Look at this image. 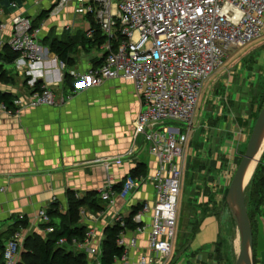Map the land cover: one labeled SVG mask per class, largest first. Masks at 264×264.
Returning a JSON list of instances; mask_svg holds the SVG:
<instances>
[{"label":"built area","instance_id":"2783aa9c","mask_svg":"<svg viewBox=\"0 0 264 264\" xmlns=\"http://www.w3.org/2000/svg\"><path fill=\"white\" fill-rule=\"evenodd\" d=\"M54 4L49 17L70 14L84 19L65 26L66 30H83L92 40L100 30L105 40L101 50L106 57L100 65L69 70L77 85L88 90L123 79L135 86L142 111L133 123L134 141L143 138L158 167L146 179L128 175L117 194L126 199L150 180L154 182L156 199L152 206L141 207L133 217L138 226L133 231L125 230L117 243L124 249L123 264H132L129 251L138 249L137 235L147 233L149 254L141 255L137 264H168L176 233L184 147L189 142V125L203 86L236 51L264 37V0H56ZM10 6L15 8L17 4ZM92 22L98 28L92 27ZM10 24L8 34L6 26L0 27V50L7 44L21 54L19 62L41 65L45 60V50L39 45L43 30L47 29L44 21L35 27L34 18L17 14ZM46 53L56 64L57 57H51L48 50ZM34 94L29 102L18 96L14 100L15 110L26 105L37 108L56 104L54 93L47 88ZM9 112L12 110L1 103L0 116H8ZM133 155L130 150L113 162L107 161L105 166L122 165L125 158ZM5 192L6 188L0 186V193ZM98 192L107 210L115 205L110 184ZM56 201L53 199L52 203ZM149 211H153V216L146 222L143 215ZM80 213L82 221L88 224L87 231L82 240L74 239L71 245L99 260L104 239L93 225L107 212L82 209ZM116 215L114 224L124 227L126 216L119 212ZM24 217L21 215V219ZM36 218L38 226L50 222L46 209L37 213ZM131 231L135 236L129 238L127 232ZM21 232H16L0 250L5 264H18L20 242L24 240ZM52 232L51 227L41 230L46 236ZM66 243L60 241L61 245Z\"/></svg>","mask_w":264,"mask_h":264},{"label":"crops","instance_id":"0c3cea01","mask_svg":"<svg viewBox=\"0 0 264 264\" xmlns=\"http://www.w3.org/2000/svg\"><path fill=\"white\" fill-rule=\"evenodd\" d=\"M55 1L25 0L15 8L10 5L0 7L1 24L10 26L17 14L35 17L41 7L51 9ZM263 56L264 53H260L257 57L260 69H264ZM47 62L38 66L45 69L39 76L46 75L40 81L45 80L46 84L57 86V93L62 95L61 70L65 69L62 67L64 63L58 58L56 64L51 65L49 59ZM84 62L81 68L90 66L89 61L87 64ZM232 80L229 78L227 83L230 90L226 88V93L214 94L213 105L218 110L212 114L213 127L205 116L203 126L191 136L194 118L189 125V142L184 147L181 181L185 199L180 211L177 207V229L168 264H220L217 246L223 239V214H228L226 210L220 209V205L222 199L225 200L237 169L235 151L240 145L239 136L242 134L239 127L246 123L239 121L240 116L241 119L245 118V111L238 116V103L248 104L251 93L249 89L239 94ZM258 80L259 77L254 80L253 89L257 87ZM229 99L235 105L231 110L235 114H230L235 118L233 125L228 121L230 115L224 113V103ZM141 111L142 103L134 84L120 79L108 81L101 87L85 89L64 104L60 101L56 107H39L18 116L0 117V185L6 188L5 193H0V233L14 224L22 214L29 222L26 233H41L37 213L47 209L53 199L66 207L68 190L84 193L99 191L107 184L113 187L129 175L137 161L147 164L148 176H152L157 170L158 161L148 154L141 138L134 141L133 137V123ZM223 134L228 136L224 139V152L223 143L219 144ZM232 149L235 151L232 152ZM130 150L134 155L125 158L122 165L112 163L108 168L105 166L107 161L113 162ZM199 179H202L200 185ZM193 187H203V191L200 195L193 194ZM114 192L115 205L108 209L105 219L117 212L127 216L136 206H152L156 199L154 182L150 180L126 199L119 198L117 191ZM216 207L219 209L216 210ZM260 210L255 217L254 254L257 264H264V204ZM152 216L153 211L143 215L146 222ZM104 217L93 225L96 232L103 235V239L106 227L114 225L113 219L105 222ZM82 223L88 227L86 221ZM132 236H135L134 232H127V237ZM137 237L138 249L129 251L132 264H137L141 255L149 254L148 234ZM85 254L89 264L96 262L95 256ZM115 264H123V260L119 259Z\"/></svg>","mask_w":264,"mask_h":264},{"label":"rangeland","instance_id":"374dc122","mask_svg":"<svg viewBox=\"0 0 264 264\" xmlns=\"http://www.w3.org/2000/svg\"><path fill=\"white\" fill-rule=\"evenodd\" d=\"M52 9H53V7L51 9H49V7H46L45 9H44V7H41L39 13H41L43 10H50L51 11ZM35 17H32V18H35ZM83 20L84 19L82 17H79L78 19H76L75 16H71L70 14H68V15L64 14L63 17L61 18V20H60V17H56V18L49 17V18L45 19V21H44L45 27H50V28H47V30H45V32H43V36H42L43 38L41 37L40 41H39V45L43 48V50H45V53H44L45 60H43L42 64L48 63L47 60L48 59L50 60V58H48L49 57L48 54L46 53V50L49 51V48L47 47L48 43L45 44V37H48L50 35L49 36L50 38H56V39H62L63 40V39H67L71 36H74L77 33L84 34L83 30L77 31L76 29H73L69 32L65 28V26L71 25V23L74 24L77 21L82 22ZM10 29H11V26H9V31H10ZM260 53H264V37L255 41V42H252L251 44H249L247 46H245L241 50L237 51V53H234L231 56V59L226 63V66L223 69L217 71L208 81L205 82L203 89H202V92H201V95H200L199 103H198V106H197V109L195 112V116H194V121H193L194 125H193V130H192L191 136H193L198 131V129L201 128V125L203 126L202 123L204 121L203 119L205 118V116H206V120L210 119V123H208V124L211 126L212 114L214 112H216V110H218L217 107H214V105H213L214 104V102H213L214 94H221L222 95V94L226 93V88H228L227 83H228L229 78L233 79L232 85H237V91L239 94L240 93L243 94L244 93L243 91H245V90H247V91L249 89L251 90L250 100H249L250 102H248V104H246L245 102H239L238 103V107H239L238 116H239L240 112L245 111V114H244L245 118L241 119L242 117L240 116L239 121H241L242 123H244V122H246V123H244L243 126L239 127V130L242 131V134H240V136H239L241 138L239 140L240 145H238V147H236L237 148L236 151L232 149V152L235 151V153H236L235 154L236 155L235 160L237 161V169H238L240 162H241V160H242V158L245 155V152L247 150L248 142H249V139L251 137L252 131L254 129L255 123H256V121H257V119H258V117H259V115H260V113L264 107V69H262V68L260 69L259 66H257V57L259 56ZM50 54L52 57L53 53L50 52ZM103 55H105V54L102 50L95 51L94 49H92L88 46L83 47L81 44H77V46L74 47V51L72 54V58L74 60V66H72L73 68H71V69H83V68H81L83 65L82 64L83 61H85L86 64H87V61H89L90 65H93L91 63L92 59L100 58ZM20 57H21V55H20ZM105 57L106 56H104V58ZM262 59L264 62V58H262ZM19 61H20V59L15 62V65L17 67L16 66L10 67V71H9V69L7 70V78L4 74L5 71L4 72L0 71V79L2 77H5L3 80H0V88L5 89V90H11V91H13V93H15L17 95V97L19 96V98H23L24 100H27V102H29L31 100V97H33L35 95L32 88H34L35 84L39 83V81L41 79H43V78L45 79V77H46L45 74H43V76H39L40 73L43 72L45 69H43V67H41V68L38 67L40 65L31 64L28 61H25V62H19ZM0 63H2V60L0 61ZM49 63H51V62H49ZM51 65H53V63H51ZM8 67L9 66H6L5 70ZM50 67H52V66H50ZM69 70H67V71L69 72ZM61 72L63 73V80L61 83L64 84V76H65L66 68L61 70ZM9 75L11 76L10 79L8 78ZM258 77H259V81H258L259 84L255 89H253L254 87H252V86L254 85L253 84L254 80L257 79ZM118 80H120V79H118ZM33 81H34V83H33ZM40 82L42 83L41 91L43 88H47L54 93L55 100H56L55 105L59 104L60 101L63 104L66 103L68 100H70V98H75L80 93L84 92V90H85L84 88L77 85V83H76V89L72 90L71 88L68 89V88L64 87L63 93L61 95V93H59V94L57 93V91H58L57 86L55 87L53 84L48 85V84H46L45 80H42ZM62 84H61V86H62ZM230 89L231 88L229 87L228 90H230ZM55 105H48L47 104L46 106H41V107H56ZM224 105H225V110H224L225 114H228V115H230L232 113L235 114L234 112L231 111L235 107V105L231 101V99H229L226 103H224ZM24 107L25 108H22L21 110H18V108H16L15 111H12L11 113L9 112L8 117L18 116L22 112L27 111L31 108L35 109V108H33V106L29 107L26 105ZM37 108H39V107H37ZM225 114L223 115V117L225 116ZM2 116H6V115H1L0 117H2ZM229 120L231 121V123L233 125L234 124L233 122L235 120L234 116L230 115L228 121ZM250 125H252V126H250ZM211 127H213V126H211ZM222 138L223 139L220 140L219 144L223 143L222 151L224 152V149H225V148L223 149L224 139L228 138V136L223 134ZM140 140L142 142L143 138L141 137ZM245 140H247V143L245 142ZM202 141L203 140L201 139L200 142H202ZM195 146L197 148V145H195ZM263 155H264V153L260 157L259 163L257 164L258 166L256 167V169H255V171H254V173H253V175L249 181V184L245 190V199H246V204H247V210H248V212L250 211L252 214L254 213L252 206L255 204V202L252 200V197L250 195V185L253 183V181H254V183H256V185L260 184L259 180L261 179V176H260V178H259V176L257 177L258 180H255L254 177H255L258 169H259L261 162H263L262 161ZM222 160L224 162L223 157H222ZM224 165L226 166L227 164L225 163ZM237 169L235 170L234 173H236ZM234 176H235V174H234ZM234 176H233V178H234ZM194 179H195V177H194ZM201 181H202V179L198 180L199 185L201 184ZM230 185H231V183H230ZM141 187H142V185H141ZM228 189H229V187H228ZM202 191H203V187L202 188L201 187H193L192 193L193 194L197 193V195H200ZM183 192L184 191H181V193L179 195V200H178V203H179L178 210L179 211L181 210L182 205H183V201L185 199ZM85 193L86 192H84V193L77 192V197L81 198L82 196H85ZM227 195H228V193H227ZM211 200H213V197L211 198ZM222 201L223 202H221L220 209L224 210V211L226 210V212H228V214H225V213L223 214L224 215L223 216V239L221 240V244L220 245L218 244L219 250H220V251H218V253H219L218 254L219 255L218 260H219L220 264H236L238 256H239L240 248H241L240 229L238 227L237 220H236L233 212L231 211V209L227 203V199L226 200L222 199ZM56 202L59 203V201H56ZM65 203H67V198L65 199ZM60 205H61V203H60ZM67 207H68L67 204H66V207H63L61 205L60 209L64 211L67 209ZM82 209L87 210L85 208H82ZM217 209H219V208L216 207V210ZM40 211L41 210H39L38 213ZM105 212H108L106 207H105ZM128 216L129 215H127L126 218ZM18 217H20V219H21V215H19ZM116 217H117V215L116 216L113 215V216L107 217L106 219L104 217V219H105V222H108L111 219L115 220ZM39 229L42 230L43 227L39 226ZM176 229H177V227H176ZM22 231L23 232L19 231L21 233H24V236H22L24 240H22L20 242V245L22 244V246H21V249L19 252V261H21V256L23 257L22 254L27 249V242H25V241H26L28 235L31 233H34L31 231H27L29 233H26V229H24ZM37 233L41 234L40 232H37ZM42 235H43V233H42ZM42 237H44V236H42ZM36 242H37V239H35L32 242V244H34ZM218 246H217V249H218ZM253 246H254V242H253ZM72 248L75 251H78L74 247H72ZM88 255H90V254L88 253ZM252 256H253L252 257L253 258V264H255L254 249L252 252ZM98 263H100L99 260H96V262L93 261V264H98Z\"/></svg>","mask_w":264,"mask_h":264},{"label":"trees","instance_id":"16d2710c","mask_svg":"<svg viewBox=\"0 0 264 264\" xmlns=\"http://www.w3.org/2000/svg\"><path fill=\"white\" fill-rule=\"evenodd\" d=\"M24 2L25 0H0V7L4 6L5 8L6 6L9 7V5L13 3L22 4ZM49 14L50 10H43L41 13H39L34 18L35 27H38L40 23L49 18ZM94 26L98 28V26L92 22V27ZM49 36L45 37V44L48 43L47 47L49 48V51L66 66L63 88H71L72 90L76 89V82L67 71L73 68L72 66H74V60L72 58L74 47L77 46V44H81L83 47L88 46L95 51H100L101 46L105 41L103 35L99 30L96 32L93 40L86 37L85 32L84 34L77 33L76 35L63 40L50 38ZM20 55V53L13 51L7 44L4 45L0 50V61L2 60V63H0V71H5L4 74L6 78L7 70L9 69L10 71V67L15 66V62L20 58ZM104 56H106V54L100 58L92 59L91 63L95 67L100 65L104 60ZM6 66L9 67L5 70ZM4 78L5 77H2L0 80H3ZM8 78L10 79L11 76L9 75ZM41 88L42 83L39 81V83L35 84L32 90L34 92L41 91ZM16 97L17 95L13 93V91L0 88V104H6L12 111H15L14 100ZM262 161L263 162H261L254 177L255 180H258L257 177L259 176L260 178L261 176V179L259 180L260 184L256 185V183L253 181V183L250 185V195L252 200L255 202V204L252 206L254 213L252 214L250 211L248 212L253 230V237L257 225L255 217L260 213V208L264 204V155ZM129 175L135 178L146 179L148 176V165L144 162L137 161L136 166L130 171ZM127 176L128 175H126L118 184L113 185L114 191H120ZM227 193L225 195V200ZM66 198V204L68 207L64 211L60 209L61 205L58 202H54L48 206L46 211L50 218V222L46 225H42V227L43 229L51 227L53 228V232L47 236L37 232L29 234L25 241L27 242V249L22 254L23 257L21 256V261H19L18 264H88L86 254L84 252L75 251L72 248L71 242L74 239L82 240L87 231V226L82 223V217L80 213L82 208H85L93 213H102L105 211V202L103 199H101L98 191H88L85 193V196L79 198L77 197V192L68 190L66 192ZM141 207L142 205H138L133 208V211L125 220L126 223L124 227L119 223L106 227L104 231L105 238L102 243V254L99 258L100 264H115L117 260L122 258L124 255V249L118 245L117 241L125 230L130 229L133 231L136 229L138 225L133 221V217L139 212ZM28 226L29 222L26 217H24V219L17 217L14 221V224L10 225L7 227V229L0 233V250H3L4 243L12 239L16 232L27 229ZM35 239H37V242L32 244ZM61 240H66L67 243L61 245ZM218 251H220L219 246L217 249V254H219ZM217 258H219V255H217ZM254 261L255 264H257L256 258ZM0 264H5L2 256H0Z\"/></svg>","mask_w":264,"mask_h":264},{"label":"water","instance_id":"95a60500","mask_svg":"<svg viewBox=\"0 0 264 264\" xmlns=\"http://www.w3.org/2000/svg\"><path fill=\"white\" fill-rule=\"evenodd\" d=\"M263 135L264 107L255 123L248 142L247 150L235 173L226 198L227 203L237 220L241 234V248L236 264H253L252 252L254 249V238L245 199V190L249 182L245 185V179L251 164L259 154Z\"/></svg>","mask_w":264,"mask_h":264},{"label":"bare ground","instance_id":"6f19581e","mask_svg":"<svg viewBox=\"0 0 264 264\" xmlns=\"http://www.w3.org/2000/svg\"><path fill=\"white\" fill-rule=\"evenodd\" d=\"M2 25L6 26L5 32L8 34L9 33V26L7 24L3 23V24L0 25V27ZM64 68H66V66ZM263 153H264V135H263V139H262V143H261V149L259 151V154L257 155L256 159L253 161V163L251 164V166H250V168H249V170L247 172V176H246V179H245V185L250 181V179H251L256 167L258 166L257 164H258V162L260 160V157L262 156Z\"/></svg>","mask_w":264,"mask_h":264}]
</instances>
